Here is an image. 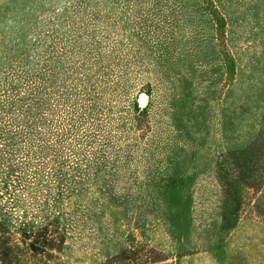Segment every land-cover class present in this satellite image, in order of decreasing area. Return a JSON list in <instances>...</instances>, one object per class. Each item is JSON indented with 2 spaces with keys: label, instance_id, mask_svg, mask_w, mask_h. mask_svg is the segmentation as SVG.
Masks as SVG:
<instances>
[{
  "label": "rangeland",
  "instance_id": "1",
  "mask_svg": "<svg viewBox=\"0 0 264 264\" xmlns=\"http://www.w3.org/2000/svg\"><path fill=\"white\" fill-rule=\"evenodd\" d=\"M132 3L0 0V224L58 219L68 264H264V0Z\"/></svg>",
  "mask_w": 264,
  "mask_h": 264
},
{
  "label": "trees",
  "instance_id": "2",
  "mask_svg": "<svg viewBox=\"0 0 264 264\" xmlns=\"http://www.w3.org/2000/svg\"><path fill=\"white\" fill-rule=\"evenodd\" d=\"M132 1V8L136 10L140 4L137 3L138 0ZM157 1L159 6L167 8L176 4L177 0L171 5H168L170 4L168 0L165 4H162L164 0ZM155 7H158L157 3ZM16 101L15 98L10 109L12 107L15 109ZM14 120L17 126L23 125L25 129L29 130L28 133L32 134L31 120L21 121L16 116ZM12 133L16 134L15 132ZM224 164L229 175L235 174V170L239 167L236 162L232 161L229 154L225 157ZM255 178L257 180L250 188L257 189V217H261L264 221V135L257 140V174ZM245 187H248V182L239 179L235 190L244 194L247 190ZM44 218L34 221L30 219L20 220L23 227H28L20 232V238H15L14 232L0 224V264H68L59 256V252L64 249L67 228H64L58 219H47L48 216H44ZM130 260L131 258L125 255H118L100 264H129Z\"/></svg>",
  "mask_w": 264,
  "mask_h": 264
},
{
  "label": "water",
  "instance_id": "3",
  "mask_svg": "<svg viewBox=\"0 0 264 264\" xmlns=\"http://www.w3.org/2000/svg\"><path fill=\"white\" fill-rule=\"evenodd\" d=\"M141 100H142V101L145 100V95H142V96H141Z\"/></svg>",
  "mask_w": 264,
  "mask_h": 264
}]
</instances>
